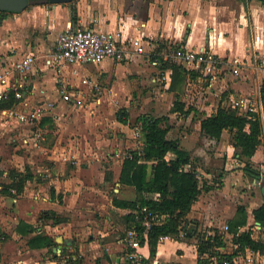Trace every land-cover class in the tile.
Listing matches in <instances>:
<instances>
[{
	"label": "crops",
	"instance_id": "0c3cea01",
	"mask_svg": "<svg viewBox=\"0 0 264 264\" xmlns=\"http://www.w3.org/2000/svg\"><path fill=\"white\" fill-rule=\"evenodd\" d=\"M76 26L112 34L116 41L128 47V56L123 62L56 63L53 53L58 36ZM135 41L145 54L154 50L168 55L178 48H186L207 50L222 59L236 58L242 62L237 76L226 68L206 78L198 71H190L199 75L186 77L183 86H187V94L172 92V110L177 100L185 109L191 108L188 115H182L196 124L198 131L194 134L200 139L194 140V134H189L188 142L182 138L171 139L169 132L167 139L178 141L189 155L190 164L184 170L196 172L200 195L187 220L196 223L197 231L205 237L212 236L214 231L223 234L225 246L219 248L220 252L233 254L236 246L231 243V235L224 234L222 229L237 218V209L243 208L247 219L242 232L256 226L257 232H252L251 237L264 239V232L252 215L253 210L264 204L261 94L264 66L259 65L260 60L264 61V3L258 0H75L70 7L38 1L19 14L0 13V76L10 75L15 62L24 57L34 59L29 72L8 78L9 84L16 81L21 85L22 98L13 97L15 103L11 108L0 109V132L8 133L11 141L32 153V157L35 154L42 157L40 165L37 160H30L26 168L16 163L17 170L7 171L3 167L6 157L0 155V177L7 179V183H0V196L7 200L4 204L0 200V264H128L125 238L130 229L125 216L130 211L115 207L112 201L135 199L134 190L120 183L123 160L132 150L121 159L117 172L94 171L96 164L99 165L100 153L106 152L110 161L120 158L121 148L116 140L59 142L53 138L52 142H46L44 136L52 133L53 122L59 121L60 115L83 108L88 90L100 93V88L82 85L83 79L96 84L108 79L115 85L127 82L130 76L152 72L147 55L135 53ZM164 86L170 92V83ZM199 91H207L208 97L202 95V98ZM62 93L69 94L70 100L64 101ZM235 97L249 101L254 109L251 115L261 124L260 143L249 161L252 171L245 170V160L240 159L233 147L231 133L224 131L216 141L200 131L198 118L214 114L219 106L229 107ZM46 103L51 106L45 117L34 125L19 123L13 115ZM137 131L135 128V136L140 135ZM28 135L34 137L27 140ZM43 142H46L44 146ZM115 145L118 150H107ZM7 158L10 161L19 156L11 153ZM172 158V154L166 155V160ZM15 174L31 178L19 194L7 191ZM43 212H52L55 218L43 219ZM68 214L71 217L79 214L83 220L70 222ZM84 215L89 218H83ZM165 241L175 245L168 254H163ZM196 249L194 238L175 241L167 237L158 240L153 257L148 245L141 252L150 263L197 264ZM202 259L207 264H217L216 257L208 258L205 254Z\"/></svg>",
	"mask_w": 264,
	"mask_h": 264
},
{
	"label": "trees",
	"instance_id": "16d2710c",
	"mask_svg": "<svg viewBox=\"0 0 264 264\" xmlns=\"http://www.w3.org/2000/svg\"><path fill=\"white\" fill-rule=\"evenodd\" d=\"M264 3V0H258ZM160 71L170 70V92L180 91L186 77L196 78L194 74L174 63H164ZM264 101V83L261 87ZM15 103L13 94L10 93L6 100L0 101V109H9ZM173 112L188 115L191 108H184L179 100L174 102ZM196 116V115H195ZM117 121L126 124L127 113L120 111ZM200 131L208 139L218 141L224 131L232 134V144L238 150L240 159L245 160V170L252 171L250 159L254 155L260 141L261 124L257 117L239 115L229 107L219 106L216 112L210 116L198 118ZM136 122L140 128L141 146L128 152L130 158L123 160L120 183L131 187L135 193L132 201L113 200L115 207L129 210L125 217L127 227L135 228L142 233L143 228L139 220L142 219L141 210L144 208L148 213L162 218L147 232V245L150 256L156 254V248L160 237H169L175 241L194 238L197 247V264H207L202 259L207 254L208 258L216 257L217 264H222L224 259L230 260L238 251L245 248L264 255V239L254 240L252 230L238 233L237 227L246 225V213L243 208L237 209V218L228 223L231 243L238 246L233 254L223 255L218 249L225 246L224 235L214 231L212 236L205 237L197 231L196 223L187 220L192 205L200 195L198 179L194 170L185 171L184 167L190 164V158L186 151L182 150L178 141L167 139L169 126H164L165 118L141 116ZM172 154L173 158L166 160V155ZM253 173V172H252ZM14 181L8 186L7 191L22 192L26 181L30 176L15 174ZM253 219L264 232V204L253 210ZM43 219H54L52 212L41 213ZM184 225V227H182ZM187 226V227H186ZM184 237L180 238V232ZM140 243L143 240L140 239Z\"/></svg>",
	"mask_w": 264,
	"mask_h": 264
},
{
	"label": "rangeland",
	"instance_id": "374dc122",
	"mask_svg": "<svg viewBox=\"0 0 264 264\" xmlns=\"http://www.w3.org/2000/svg\"><path fill=\"white\" fill-rule=\"evenodd\" d=\"M151 69V73L148 71L144 72L141 76H130L129 79L120 84H115L108 79H103L98 81V88H100V93L92 91L86 93L84 99L85 105L81 109H73L65 114L60 115V120L53 122L55 125L52 129V133H48L44 136L45 141L51 142L53 138L59 140V142H65L68 140L77 142H92L98 140L112 141L113 139L117 141L118 147L120 149V158L115 160H108L109 156L106 152L100 153L99 165L96 164L94 171L111 170V172H117L121 163V159L127 154L129 150L139 148L141 146L140 135L135 136L134 129L139 128V124L136 122L137 118L141 116H151L155 118H165L164 126H169V138L171 139H185L189 141V134L193 135L196 130V124L190 122V117H185L182 114H176L172 112V104L174 100V95L172 92L167 91L168 87L165 88V84L161 79H158L157 70L147 63ZM93 68V67H89ZM233 80H240L233 79ZM154 81V82H153ZM203 82L200 84L203 86ZM185 86V85H184ZM182 86L181 90L178 91L186 93V87ZM85 89V88H84ZM84 91V90H82ZM198 92V91H197ZM200 92V91H199ZM204 97H208L209 93L207 91H202ZM99 94V95H98ZM193 94V91L191 95ZM99 98V101L95 99L94 103L91 105L93 99ZM199 97V96H198ZM202 97V98H204ZM97 101V102H96ZM125 110L127 112V123L126 125L120 124L117 121V117L120 115V111ZM53 125V126H54ZM50 128L48 129V131ZM58 132V135H54ZM34 136H26L27 140H30ZM12 137L2 131L0 132V155L6 157L4 168L7 171L17 170L15 166L16 163L26 168L27 162L30 160H37V164H42L41 156L35 154L33 157L32 153L25 152L18 144L12 142ZM194 140H199V136L193 135ZM31 142V141H30ZM46 142H43V146ZM15 145V146H14ZM36 147V146H35ZM115 145L113 147H107L109 152L113 150H118ZM16 153L19 156L18 159H12L9 161L7 155ZM16 160V161H15ZM12 161V162H11ZM11 162V163H10ZM114 166V167H113ZM118 167V168H117ZM111 168V169H110ZM31 170V169H30ZM0 183H7V179L0 177ZM114 187V184H112ZM1 202L4 204L6 198L0 196ZM83 218H89L84 215ZM70 222L74 219L83 220L79 214L67 215ZM163 254H168L175 245L170 241H165L162 244Z\"/></svg>",
	"mask_w": 264,
	"mask_h": 264
},
{
	"label": "built area",
	"instance_id": "2783aa9c",
	"mask_svg": "<svg viewBox=\"0 0 264 264\" xmlns=\"http://www.w3.org/2000/svg\"><path fill=\"white\" fill-rule=\"evenodd\" d=\"M132 44V42H129ZM137 41L134 42V51L136 54H145L141 45H137ZM130 48V46H129ZM148 57V61L152 67L158 72V79L168 84L171 81L169 76L170 70L160 71V67L164 63H174L182 66L188 71H198L203 77H213L215 74L226 68L232 75L237 76L239 70L242 67V62L236 58L230 60L222 59L207 50L193 51L186 48H178L172 51L168 55H160L154 50L145 54ZM128 56V47L120 44L112 34L95 31L89 28L83 27H69L62 32L56 43V48L53 53V60L58 64L69 65H92L99 64L106 60H112L114 62H123ZM34 63V59L30 56H26L19 61L15 62L11 69V73L0 76V86L4 88L0 92V101L6 100L8 94L13 92L15 99H21L22 94L19 91L21 85L16 81L9 84V77L15 78V76H22L29 72ZM259 65L264 66V61L260 60ZM82 85L89 86L92 89L98 90V85L89 79H83ZM62 99L69 101V94L62 93ZM50 103L45 105H38L32 110L25 112H15L14 117L19 123L26 125H34L36 122L45 117ZM229 108L239 115L251 117V113L254 109L249 104L248 100L242 97H235L231 100ZM140 131H137L139 134ZM130 158V156H127ZM142 219L139 220L140 226L143 228L142 233H139L134 227L131 228L126 234L127 254L126 260L128 264H162L158 261L148 262L141 252V248L147 245V232L151 227L161 221L162 218L156 217L148 213L144 208L141 210ZM184 227V225H182ZM187 227V226H186ZM252 232H257V227L254 226ZM224 234H229L228 225H224L222 229ZM237 232L241 233L242 228L237 227ZM184 237V232H180V238ZM167 237H160L162 240ZM140 239L143 243H140ZM236 249L238 246L235 245ZM220 252L221 250L218 249ZM221 253V252H220ZM222 264H264V255L259 252L252 251L250 249H244L235 253V257L230 260L224 259Z\"/></svg>",
	"mask_w": 264,
	"mask_h": 264
},
{
	"label": "water",
	"instance_id": "95a60500",
	"mask_svg": "<svg viewBox=\"0 0 264 264\" xmlns=\"http://www.w3.org/2000/svg\"><path fill=\"white\" fill-rule=\"evenodd\" d=\"M75 0H41V4L51 5H64L68 4L70 7L73 6ZM38 3V1L32 0H0V13L5 14H19L24 11L29 5ZM258 225V223H256ZM259 226V225H258Z\"/></svg>",
	"mask_w": 264,
	"mask_h": 264
},
{
	"label": "flooded vegetation",
	"instance_id": "af4514ba",
	"mask_svg": "<svg viewBox=\"0 0 264 264\" xmlns=\"http://www.w3.org/2000/svg\"><path fill=\"white\" fill-rule=\"evenodd\" d=\"M32 1H41V0H32Z\"/></svg>",
	"mask_w": 264,
	"mask_h": 264
}]
</instances>
